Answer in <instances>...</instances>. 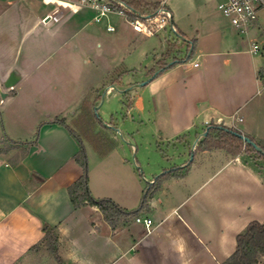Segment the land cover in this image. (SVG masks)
Instances as JSON below:
<instances>
[{
    "label": "crops",
    "instance_id": "obj_1",
    "mask_svg": "<svg viewBox=\"0 0 264 264\" xmlns=\"http://www.w3.org/2000/svg\"><path fill=\"white\" fill-rule=\"evenodd\" d=\"M73 1L0 0V90L6 91L2 79L16 61H21L26 77L40 69L55 49L69 46L94 22L91 10L72 12L66 7ZM177 1L185 3L180 7ZM163 2L187 46L179 44V54L169 61L164 59L169 56L161 57L154 51L155 62L145 68V79L120 80L127 85H122L121 89L131 87L125 92H133L142 88L137 85L156 72V65L165 68L143 87L148 93L146 120L153 125V139L173 144L184 167L189 164L186 157L191 153H188L190 143L192 145L210 124L236 128L264 144V129L260 130L258 125L264 127V114L259 112L264 100V61L261 52H252L253 43L258 42L241 35L228 21L221 19L217 14V0H175L172 4L158 0L155 3ZM148 3L153 2L145 0L143 8L136 10L149 11ZM58 11H62L63 16L54 21L51 17ZM194 13L197 16L189 27L196 28V34L188 36L185 22ZM260 27L258 21L249 33L256 35ZM149 51L148 48L147 56ZM130 71L134 75L133 72L140 69ZM107 94H114L112 86ZM132 107H136L134 103ZM145 107H140L143 112ZM259 115L263 121H258ZM56 119L63 118L38 121L44 123L38 142L26 155L23 153L14 162L6 157L16 154L19 148L24 150L19 147L0 156V264H44L43 249L38 246L45 236V225L55 227L59 235L60 261L52 255L56 264H209L211 219L219 217L222 222L225 217L227 227L220 230V255L211 254L214 262L223 264L236 250L237 235L246 225L253 221L264 222L261 175L241 157L224 155L225 161L211 175L209 165L191 164L189 174L177 178L186 186L192 183V190L184 195L169 192L172 197L162 200L156 198L160 193L157 191L148 200L137 218L151 219L150 230L137 221L113 230L97 207L74 208L69 187L83 174L75 160L80 145L67 127L54 123ZM239 123H245V130L238 128ZM136 149L138 152L139 147ZM123 152L128 150L123 149ZM220 152L203 151L201 155H210L212 159L223 156ZM41 154H44L42 158ZM204 168L208 171L202 175ZM242 178L248 185L233 182ZM231 185L240 186V198L247 199L248 192L255 195L248 204L242 202L241 211L235 214V209L233 216L228 212L233 200L223 195ZM89 187L96 199L110 198L128 210L138 208L143 197L140 186L134 190L128 183H123L112 194L92 186L90 181ZM245 209L251 215H244ZM203 256L206 258L202 259Z\"/></svg>",
    "mask_w": 264,
    "mask_h": 264
},
{
    "label": "rangeland",
    "instance_id": "obj_2",
    "mask_svg": "<svg viewBox=\"0 0 264 264\" xmlns=\"http://www.w3.org/2000/svg\"><path fill=\"white\" fill-rule=\"evenodd\" d=\"M157 1L151 0V2ZM167 2L172 4L175 0H167ZM177 3L181 7L185 2L177 1ZM147 8L152 11V7ZM217 14L221 19H225L224 21H228L221 12ZM196 16L197 14L194 13L192 18L186 19L188 36L196 34V28L189 27ZM108 22L115 28L113 32L107 31ZM259 23L261 27L256 35L254 33L240 34L258 42L260 55L264 61V9L259 13ZM179 44L187 46L180 30L172 31L170 26L156 36L146 37L137 33L124 18L117 15L105 18L100 24L92 22L76 41L67 47L55 49L53 55L41 64L40 69L27 74L14 89L6 90L5 92L10 93L9 96L3 100L0 96V141H4L0 149L6 150L13 146L9 139L18 143L34 140L38 132L40 136V128L44 124H39L38 121L59 117L65 119L82 141L86 150L89 181L92 182V186L96 185L106 193L112 194L118 191L123 183H128L134 190L140 186L143 189V197L146 195L149 200L157 191L160 193L156 195V198L162 200L168 196L172 197L170 193L178 192V195H184L192 190V183L188 182L186 186L177 178L187 176L190 171L188 170L183 177L164 175L167 171L184 166H181V155L173 150V144L170 146L169 142L153 139V125L146 120L149 114L145 106L149 102L144 86L143 89L127 93L125 91L131 87L123 90L121 89L123 86L119 83L120 80L135 82L145 79L146 75L143 74L146 71L145 68L151 67L155 62L153 52L156 51L155 53L161 57L169 56L168 59L164 58L165 61H169L174 55L179 54ZM148 48L150 51L147 56ZM134 68H139L140 71L133 72V75L130 70ZM155 69L157 73L163 68L156 65ZM151 77L141 83L149 81ZM111 86L116 88H112L114 94H107ZM133 103L136 107H132ZM151 104L152 102L150 106ZM142 105L145 107L144 112L140 108ZM259 108V112L264 114V100ZM258 121H263L261 116ZM258 125L260 130L264 129L261 124ZM244 126L245 123L238 124L240 130H245ZM195 141L188 147V153H191L186 157L187 162H191L193 166L201 165V163L207 167L209 165V175L213 174L225 161L224 155L232 157L224 150H213L222 151L219 155L223 156L211 159L210 155H201L200 151L196 152L198 144L193 152L191 148L194 147ZM129 143L135 146L131 148ZM136 146L139 147L138 152ZM123 149H127L128 152L124 153ZM130 149L133 151L131 152ZM23 153V149L19 148L16 154L14 152L4 155L14 162ZM242 153L241 158L248 161V166L257 175H259L258 169L253 163L264 171L262 158L251 159L250 157L257 155L249 148L243 147ZM43 156L44 154H41L40 158ZM207 171L208 168H204L202 175ZM233 182L248 185L245 178L234 179ZM240 190V186L237 188L231 185L230 189L224 191L223 195L233 200L231 201L233 205L229 204L230 216L234 215L235 209V214L238 210L241 211L239 206L242 202L248 204L254 199L255 195L249 192L247 199L240 198ZM244 212L246 216L251 215L247 209ZM211 220L209 264H217L213 261L211 254H216L217 257L220 255V230L226 229L227 226L225 217L222 218V222L219 217ZM229 235L230 233L227 236ZM41 249H43L41 260L45 261L44 264H51L52 261L56 264L51 252L43 245ZM200 260L199 257L196 261Z\"/></svg>",
    "mask_w": 264,
    "mask_h": 264
},
{
    "label": "trees",
    "instance_id": "obj_3",
    "mask_svg": "<svg viewBox=\"0 0 264 264\" xmlns=\"http://www.w3.org/2000/svg\"><path fill=\"white\" fill-rule=\"evenodd\" d=\"M122 1L126 2L134 9L143 8L142 5L145 3V0ZM148 6L149 8L152 7L153 11L160 6V3H148L146 7ZM119 83L123 85L120 81ZM54 123L67 127V129L72 133V135H74L80 145V150L79 153L75 156V160L82 167L83 174L74 184L69 187V194L74 208L80 209L86 206L97 207L103 214L104 219L111 225L113 230H117L131 224L133 220L139 216L140 212L147 206L149 200L148 196L145 195L144 197H142L139 207L134 210L122 208L110 198L96 199L95 197H93L89 187V167L86 150L79 135L65 123L64 119H56ZM208 128H210L209 133L199 141L196 152L224 150L233 158H239L243 154L242 148L245 147L249 148L257 155L250 157L251 159H254V157H259L264 160L263 155L256 151V149L252 145L245 142L241 137L238 136V134L242 133L237 129L228 127L223 124H210ZM249 138L264 149V144L256 141L251 137ZM38 139L39 132L36 135L35 139L30 142L18 143L9 140V142L13 144V146L11 148H7L6 150L0 149V156L19 147L24 148L23 151L26 155L29 151V148L37 144ZM3 143L4 141L0 142V144ZM244 161L248 163V161ZM191 164L192 163L190 162L185 167H176L170 171H167L164 175L166 177H183L185 173L188 172ZM253 164L258 169V173L261 175L264 181V171L258 168L256 163ZM44 232L45 236L38 247H41L42 245L45 246L51 252V254L58 261H60L58 252L59 235L57 229L55 227L45 225ZM223 264H264V223L253 221L246 227V229L239 233L237 235L236 250Z\"/></svg>",
    "mask_w": 264,
    "mask_h": 264
},
{
    "label": "built area",
    "instance_id": "obj_4",
    "mask_svg": "<svg viewBox=\"0 0 264 264\" xmlns=\"http://www.w3.org/2000/svg\"><path fill=\"white\" fill-rule=\"evenodd\" d=\"M66 7L72 12L80 9L91 10L94 13V22L97 24L102 23L111 15L120 16L137 33L146 37L156 36L169 26L172 31L176 30L172 13L165 2L161 3L157 9L147 12L138 11L122 0H75L68 3ZM217 9L239 33L248 34L259 21V13L264 9V0H218ZM59 16H63L62 11H58L51 18L58 21ZM106 29L108 32L115 30L109 22ZM252 52L254 54L260 52L259 44L253 43ZM136 221L145 224L148 230L153 225V221L148 218H137Z\"/></svg>",
    "mask_w": 264,
    "mask_h": 264
},
{
    "label": "water",
    "instance_id": "obj_5",
    "mask_svg": "<svg viewBox=\"0 0 264 264\" xmlns=\"http://www.w3.org/2000/svg\"><path fill=\"white\" fill-rule=\"evenodd\" d=\"M164 70H165V68H163L162 70L158 71L157 73H155L153 75V77H151L149 79V81L143 82V83H141L138 86L142 87L144 85H147L149 82H151L153 79H155ZM23 77H24V74H23L22 67H21V61H16L11 66V68L8 70V72L6 73V75L2 79V83H3L4 88L6 90L14 89V87L23 79ZM112 88L116 89L114 86H112ZM0 96H1V99L3 100V99H5L8 96V93L7 92H3L2 90H0ZM209 130H210V128H208L204 133H202V135L195 141L194 147H193V152L195 151V148H196L199 140L201 139V137L203 138V137L207 136V134L209 133ZM238 136L241 137L245 142H247L250 145H252L256 149V151H258L261 155L264 156V149L261 146H259L257 143L253 142L249 137H247V136H245L243 134H238ZM192 159H193V155H192Z\"/></svg>",
    "mask_w": 264,
    "mask_h": 264
}]
</instances>
